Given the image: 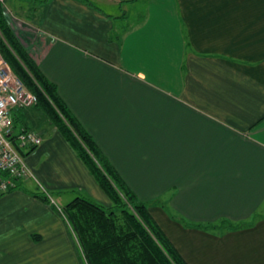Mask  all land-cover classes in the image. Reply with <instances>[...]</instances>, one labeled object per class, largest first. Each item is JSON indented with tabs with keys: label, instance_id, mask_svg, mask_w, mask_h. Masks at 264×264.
Segmentation results:
<instances>
[{
	"label": "crops",
	"instance_id": "crops-1",
	"mask_svg": "<svg viewBox=\"0 0 264 264\" xmlns=\"http://www.w3.org/2000/svg\"><path fill=\"white\" fill-rule=\"evenodd\" d=\"M91 1H39L33 58L189 264H264V0ZM12 117L42 142L0 195V264H83L59 199H111L42 109Z\"/></svg>",
	"mask_w": 264,
	"mask_h": 264
},
{
	"label": "trees",
	"instance_id": "trees-1",
	"mask_svg": "<svg viewBox=\"0 0 264 264\" xmlns=\"http://www.w3.org/2000/svg\"><path fill=\"white\" fill-rule=\"evenodd\" d=\"M82 1L96 7L91 0ZM0 53L37 96L34 105L61 130L111 199V204L106 205L79 194L61 206L75 231L83 264H189L149 210L150 203L139 199L128 186L93 135L66 105L57 85L44 74L30 50L20 42L1 1ZM11 138L23 155L35 147H27L25 151L14 137ZM16 186L17 181L9 190ZM38 194L51 203L47 193ZM184 223L208 228L204 223Z\"/></svg>",
	"mask_w": 264,
	"mask_h": 264
},
{
	"label": "built area",
	"instance_id": "built-area-1",
	"mask_svg": "<svg viewBox=\"0 0 264 264\" xmlns=\"http://www.w3.org/2000/svg\"><path fill=\"white\" fill-rule=\"evenodd\" d=\"M36 102L35 93L27 88L24 81L13 72L8 61L0 54V171L2 172L0 194L15 185L18 178L34 176L25 156L17 148L11 136L23 148L37 146L42 142L41 135L34 129L23 126L17 132L14 131L12 110L28 108ZM43 189L52 201L51 194L46 188ZM58 208L62 210L60 206Z\"/></svg>",
	"mask_w": 264,
	"mask_h": 264
},
{
	"label": "rangeland",
	"instance_id": "rangeland-1",
	"mask_svg": "<svg viewBox=\"0 0 264 264\" xmlns=\"http://www.w3.org/2000/svg\"><path fill=\"white\" fill-rule=\"evenodd\" d=\"M0 1L6 7L8 17L10 20V25L14 29L17 37L19 38L20 42L30 50L31 55L33 56L34 53L32 52V48H33L32 44H34L38 39V35H39V31H40V25L39 24L41 21V14L43 13V10H44V5H42V3L39 1H31L30 0V3L32 5H34L35 7H37V8H33L34 6H27V4L24 0H9V3H8V0H0ZM142 3L144 6L145 3L144 2H142ZM8 6H9V8H8ZM101 6L104 10L107 9V7H106V9L104 8L105 7L104 3H102ZM120 11H121V9H120ZM107 12H109V11H107ZM76 190L77 189H75V188L69 190V191H71V193L67 196L60 198L59 199L60 202L62 204L66 203L67 199L73 198L75 195H79V194L93 198L94 200H96L94 197H91L86 192H84V191H78L77 192ZM97 201L103 203V201H101V199H99Z\"/></svg>",
	"mask_w": 264,
	"mask_h": 264
}]
</instances>
